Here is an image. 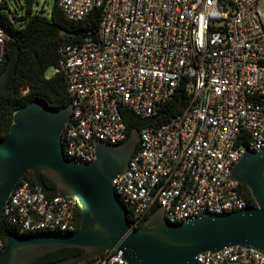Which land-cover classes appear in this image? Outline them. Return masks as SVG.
Returning <instances> with one entry per match:
<instances>
[{
  "label": "built area",
  "instance_id": "2783aa9c",
  "mask_svg": "<svg viewBox=\"0 0 264 264\" xmlns=\"http://www.w3.org/2000/svg\"><path fill=\"white\" fill-rule=\"evenodd\" d=\"M69 20L93 8L94 35L59 47L72 106L61 133L66 159H94L95 141L126 138L123 110L141 118L184 85L187 103L143 125L126 170L113 178L131 227L154 206L170 223L248 206L230 169L243 148L264 146V22L257 0H56ZM8 35L0 24V67ZM264 178V173H263ZM76 195H47L19 179L1 218L16 234L75 231ZM4 238L0 234V249ZM197 264H264V253L233 245L196 255ZM76 264H126L114 249Z\"/></svg>",
  "mask_w": 264,
  "mask_h": 264
},
{
  "label": "water",
  "instance_id": "95a60500",
  "mask_svg": "<svg viewBox=\"0 0 264 264\" xmlns=\"http://www.w3.org/2000/svg\"><path fill=\"white\" fill-rule=\"evenodd\" d=\"M18 54L14 43L0 73V90L13 75ZM71 110L70 103L55 109L38 100L14 110L8 133L0 140V211L14 185L30 170L45 194L79 198V226L67 233H8L0 249V264H30L65 247L81 251L47 264H76L110 249L120 252L126 264H197L198 253L233 245L264 253V146L257 150L244 147L230 169V178L249 189L253 205L176 223L168 222L163 208L157 207L138 227H131L112 180L126 170L139 131L131 128L115 144L96 140L93 160L70 161L62 152L61 133ZM42 175L55 187H47Z\"/></svg>",
  "mask_w": 264,
  "mask_h": 264
},
{
  "label": "trees",
  "instance_id": "16d2710c",
  "mask_svg": "<svg viewBox=\"0 0 264 264\" xmlns=\"http://www.w3.org/2000/svg\"><path fill=\"white\" fill-rule=\"evenodd\" d=\"M13 1L14 6L11 7L8 0H0V24L8 35L0 73L5 67L12 45L17 43L19 47L15 71L7 85L0 90V140L8 133L14 110L26 102L38 100L55 109L70 103L62 72L54 70V73L49 76L45 72L48 67L57 66L58 49L61 45L77 43L85 35L95 34L100 16L99 8H93L81 19L73 21L64 16L56 0L50 10L44 9L43 6L39 8L36 0ZM186 103L187 95L184 85L180 84L175 89L172 99L160 104L156 115L141 118L130 110L124 109L122 118L126 124V137L131 128L135 127L139 131L143 125L165 121L180 111ZM41 177L46 186L55 187L51 179L45 175ZM22 178L31 184L35 183L30 170L25 171ZM238 189L247 199L248 204L253 205L254 199L247 186L238 183ZM156 208L157 206H154L151 212ZM80 215L81 211L78 209L77 226H79ZM8 233L16 234V231L5 223L0 214V234L5 238ZM80 251L81 249L77 247L57 249L41 255L30 264L51 263Z\"/></svg>",
  "mask_w": 264,
  "mask_h": 264
},
{
  "label": "rangeland",
  "instance_id": "374dc122",
  "mask_svg": "<svg viewBox=\"0 0 264 264\" xmlns=\"http://www.w3.org/2000/svg\"><path fill=\"white\" fill-rule=\"evenodd\" d=\"M36 1L38 2V7L39 8L43 6L44 9L50 10V8H51V6H52V4H53V2L55 0H36ZM8 2H9V5L11 7L14 6V1L13 0H8ZM256 8H257V10H258V12L260 14L262 22H264V0H257ZM45 73H46L47 76L53 74L54 73V66L48 67ZM78 200H79V198H78Z\"/></svg>",
  "mask_w": 264,
  "mask_h": 264
},
{
  "label": "flooded vegetation",
  "instance_id": "af4514ba",
  "mask_svg": "<svg viewBox=\"0 0 264 264\" xmlns=\"http://www.w3.org/2000/svg\"><path fill=\"white\" fill-rule=\"evenodd\" d=\"M48 187V186H47Z\"/></svg>",
  "mask_w": 264,
  "mask_h": 264
}]
</instances>
